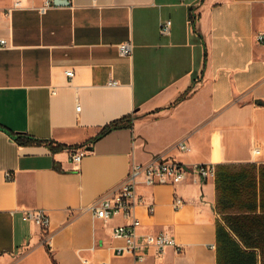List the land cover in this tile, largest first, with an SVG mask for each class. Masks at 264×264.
Segmentation results:
<instances>
[{
	"label": "crops",
	"instance_id": "1",
	"mask_svg": "<svg viewBox=\"0 0 264 264\" xmlns=\"http://www.w3.org/2000/svg\"><path fill=\"white\" fill-rule=\"evenodd\" d=\"M44 1L6 14L15 0H0V264H136L113 236L130 220L89 206L155 158L220 173L139 183V240L166 232L181 251L146 244L137 264H264V0H52L40 13ZM162 19L172 20L169 35ZM129 114L131 128L88 143ZM19 133L70 147L20 144ZM78 145L80 164L70 159ZM240 165L256 172L236 174ZM27 209L49 215L48 234L23 219Z\"/></svg>",
	"mask_w": 264,
	"mask_h": 264
},
{
	"label": "built area",
	"instance_id": "2",
	"mask_svg": "<svg viewBox=\"0 0 264 264\" xmlns=\"http://www.w3.org/2000/svg\"><path fill=\"white\" fill-rule=\"evenodd\" d=\"M22 0H15L13 6L7 8L6 14H10L13 9L21 7ZM53 6L52 0H45L44 3L36 9L40 13H45L49 8ZM172 29L171 19H162L160 21V33L162 35H169ZM264 35L259 34L258 40H263ZM8 42L6 38H0V49L6 48ZM119 53L122 56H129L133 52V43L131 41H124L118 45ZM67 76L71 79L74 77V70L70 69L66 71ZM118 82L111 80L109 85H117ZM77 110L81 109L78 105ZM178 147L181 150H187L188 146L184 142H179ZM260 149H256V153H259ZM87 154L85 147H79L71 150L70 159L80 164ZM190 174H196L203 179H209L216 174V166L214 164H194L185 165L175 160H167L162 158H155L146 163H134L127 175L126 182L120 188V190L112 197H104L96 200L90 204L89 209L93 212L94 216L101 219H110L117 216H123L130 220L127 224L117 225L113 230V236L115 238L125 240V250L131 252L134 255L135 262L145 263L146 254L144 253V246L146 244L156 246L160 251L167 246H174L179 252L181 246L176 243L173 236L166 232H160L158 234H148L139 240V234L137 232L138 227L141 225V221L134 215V207L137 203L142 202V199L137 194V187L139 183H144L147 186H154L157 184H178L188 178ZM8 179H11L12 173L7 172ZM185 200L175 195L173 199V205L175 208H180L185 204ZM149 212H154V206L149 204ZM23 219L30 221L46 232L49 233L50 217L42 209H27L23 211ZM50 242V238L47 239ZM214 247V245L212 246ZM118 251H121L119 248Z\"/></svg>",
	"mask_w": 264,
	"mask_h": 264
},
{
	"label": "trees",
	"instance_id": "3",
	"mask_svg": "<svg viewBox=\"0 0 264 264\" xmlns=\"http://www.w3.org/2000/svg\"><path fill=\"white\" fill-rule=\"evenodd\" d=\"M187 93H184L183 95H181L178 98V101L182 100ZM133 120H134V116L132 114H129L127 116H124L120 119L114 120L113 122H111L110 124L106 125L101 131L100 133L91 138L89 142H96L99 139H101L102 137H104L105 135H107L108 133L117 130V129H122V128H131L133 126ZM14 137L16 138V140L20 143V144H37V143H44V144H48L51 148V150L53 152H58L61 151L64 148L70 147L66 144H57V145H53V142H49L47 140H40V139H36L33 138L31 136H28L26 134H15ZM84 145V144H82ZM81 145H78L77 147H80ZM261 171L260 172H264L262 170H264V166H260ZM236 174L239 173H244V172H256V167L252 166V165H240V166H236L234 169ZM220 171L218 170V167L216 166V176L219 175ZM54 261V259H53ZM55 262V261H54ZM56 263V262H55Z\"/></svg>",
	"mask_w": 264,
	"mask_h": 264
},
{
	"label": "water",
	"instance_id": "4",
	"mask_svg": "<svg viewBox=\"0 0 264 264\" xmlns=\"http://www.w3.org/2000/svg\"><path fill=\"white\" fill-rule=\"evenodd\" d=\"M54 3H55L56 5H61V4H64V3H66V2H64V0H54Z\"/></svg>",
	"mask_w": 264,
	"mask_h": 264
}]
</instances>
